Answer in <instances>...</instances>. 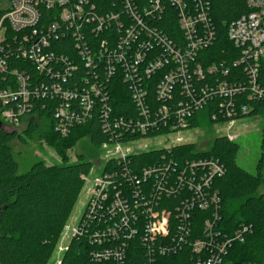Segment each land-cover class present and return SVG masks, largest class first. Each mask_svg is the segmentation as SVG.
I'll list each match as a JSON object with an SVG mask.
<instances>
[{"label": "built area", "instance_id": "obj_1", "mask_svg": "<svg viewBox=\"0 0 264 264\" xmlns=\"http://www.w3.org/2000/svg\"><path fill=\"white\" fill-rule=\"evenodd\" d=\"M103 1L8 0V8L0 6V76L13 78L0 87V118L7 127L21 126L43 99L55 102V129L62 136L90 122L96 105L107 118L103 127L110 137L101 145L100 168L108 163L111 168L86 178L90 186L83 212L65 226L49 264H70L65 257L75 240L89 247L95 264H127L128 241L136 238L147 248L148 264H162L160 257L185 247L191 264H222L250 227L233 235L219 228L221 198L214 184L226 172L220 160L181 163L164 156L139 169L130 163L144 151L159 149L146 147L159 143L157 130L182 133L190 118L211 103H216L217 124L233 126L253 103L264 102V0H245L250 11L229 25L228 37L240 57L209 64L200 55L217 40L210 0H169L177 11L176 39L157 25L167 9L163 0H114L99 10ZM114 28L116 43L110 44ZM14 54L22 60L20 67L10 65ZM80 68L89 69V75L72 87L68 81ZM103 78L127 85L136 113L113 115ZM173 195L179 202L159 211Z\"/></svg>", "mask_w": 264, "mask_h": 264}, {"label": "trees", "instance_id": "obj_2", "mask_svg": "<svg viewBox=\"0 0 264 264\" xmlns=\"http://www.w3.org/2000/svg\"><path fill=\"white\" fill-rule=\"evenodd\" d=\"M105 1V2H104ZM99 10L113 6L114 0H104ZM167 5L163 20L157 25L169 37L179 36L176 7L169 0H163ZM102 3V2H101ZM211 14L216 25L217 40L215 44L203 51L205 64L220 60H233L240 57V51L228 37L229 25L241 15L248 13L250 8L245 0H210ZM99 4V3H98ZM116 28L108 33L110 44L116 43ZM204 62V60H202ZM22 60L16 54L10 58L13 68L20 67ZM92 70V68H91ZM240 70L236 68V71ZM89 69L80 68L73 73L68 84H80L81 76L89 75ZM264 79V67L262 71ZM2 77V78H1ZM0 76V87H6V81H12L10 76L5 80ZM111 100L108 101L113 115L136 113L134 103L129 95L127 85L119 79L105 80ZM151 81V80H150ZM124 92L125 97H122ZM150 100L156 107V87L151 83ZM216 103H211L205 109L196 112L189 120L188 128H200L205 124L212 127L220 121L213 119L217 112ZM45 105L46 108H42ZM55 102L43 99L35 102L31 114L24 118L27 133L39 129H47L49 141L58 147L62 158L61 164L48 165L43 160H37L27 172H20L19 162L14 155L11 143L21 138L17 131L7 128L1 120L0 127V264H49L55 257L65 226L75 210L85 182L83 178L91 176L94 166L89 161L78 158L70 163L66 151L72 148L79 139L88 138L95 146H101L109 140L110 134L103 124L107 120L101 105H96L93 118L87 124L75 126L70 134L62 136L55 129L53 109ZM264 113V102L253 103V110L247 115ZM114 115V116H115ZM187 128V129H188ZM169 129L157 130L154 135L168 134ZM151 136V135H147ZM144 137L139 135L138 138ZM170 149V150H169ZM170 151V153H169ZM240 144L228 136H217L209 149L201 150L196 143H178L174 146H160L157 150L144 151L135 156L130 165L139 169L155 165L164 160V156L183 162L185 159L198 160L215 158L225 166L226 172L215 180L214 187L219 191L221 204L219 207V228L224 234L233 235L235 230L247 225L250 232L243 242H236L224 257L222 264H242L253 262L264 264V130L261 141V157L256 166V173L242 167L237 159ZM111 168L108 163L103 167L107 172ZM180 198L173 195L166 203L159 206L171 209ZM82 214V213H81ZM81 216V215H80ZM201 227V224H199ZM89 247L83 243L72 241L65 259L70 264H95L89 259ZM190 248L185 247L176 253L160 257L162 264H191ZM147 248L132 239L128 241L127 264H148Z\"/></svg>", "mask_w": 264, "mask_h": 264}, {"label": "rangeland", "instance_id": "obj_3", "mask_svg": "<svg viewBox=\"0 0 264 264\" xmlns=\"http://www.w3.org/2000/svg\"><path fill=\"white\" fill-rule=\"evenodd\" d=\"M2 9L9 7L8 0H3L0 5ZM4 121V119H2ZM5 123V121H4ZM7 124V123H5ZM14 129L12 127H7ZM21 138H16L12 143V149L16 156L20 172H27L32 164L37 160H43L48 165L61 164L62 158L58 152V147L49 141V131L39 129L27 133V124L24 122L16 128ZM264 130V113L260 115H246L238 118L233 126L229 124H214L212 127L206 124L200 128L184 129L182 133L158 136L157 142L146 147L153 148L157 146H174L178 143H196L201 150L210 148L213 140L217 136H228L229 139L237 141L240 144L238 163L249 172L256 173V166L261 157V141ZM143 146V148H145ZM69 156V162L73 163L82 158V161H89L93 164V174L102 172L101 163L105 158V150L101 146H95L88 138L79 139L76 144L66 151ZM91 177V176H90ZM90 179V178H89ZM85 186L82 194L73 211L68 224H73L81 215L87 199L89 180L83 178ZM61 241V240H60ZM56 257V255H55Z\"/></svg>", "mask_w": 264, "mask_h": 264}, {"label": "water", "instance_id": "obj_4", "mask_svg": "<svg viewBox=\"0 0 264 264\" xmlns=\"http://www.w3.org/2000/svg\"><path fill=\"white\" fill-rule=\"evenodd\" d=\"M0 127H2V122L0 121Z\"/></svg>", "mask_w": 264, "mask_h": 264}]
</instances>
